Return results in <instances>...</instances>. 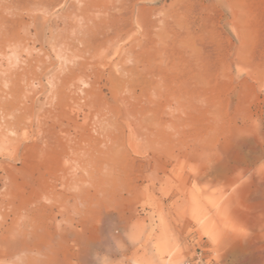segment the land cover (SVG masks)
I'll return each instance as SVG.
<instances>
[{
	"label": "rangeland",
	"instance_id": "obj_1",
	"mask_svg": "<svg viewBox=\"0 0 264 264\" xmlns=\"http://www.w3.org/2000/svg\"><path fill=\"white\" fill-rule=\"evenodd\" d=\"M73 1L39 20L88 65L0 94L22 119L0 138V264H264V0H139L134 28L128 7L83 42Z\"/></svg>",
	"mask_w": 264,
	"mask_h": 264
},
{
	"label": "bare ground",
	"instance_id": "obj_2",
	"mask_svg": "<svg viewBox=\"0 0 264 264\" xmlns=\"http://www.w3.org/2000/svg\"><path fill=\"white\" fill-rule=\"evenodd\" d=\"M67 1L64 0V2ZM138 2L139 0H74L72 5L77 8L78 12L73 15L74 22H71V20L66 22L67 28L76 26L77 30L75 33L77 36L75 35L73 40H79L82 36L81 42H83V40H87L86 36L95 33L101 27L96 22L104 18L107 19L106 17L109 15L121 18L125 15L128 7H131L130 21L134 28L139 21V15H137V12H139ZM58 3L59 0H0V74H4L2 81H0V94L16 86L24 93L25 85L35 82L37 83L36 89L42 88L44 86L43 78L38 71L40 68H49L50 66L51 71L47 75L48 83L56 86L68 85L78 75L77 69L81 70L88 65V60L85 58L82 61L77 60L79 49L76 47L75 41L60 39L59 28L51 24V17H47L46 26L40 23L39 15L46 17V14L53 10ZM31 10L34 11V14L29 13V17L25 18L23 12ZM31 26H34L35 32L31 31ZM44 26L45 28H43ZM93 26H96V28ZM21 30H23V33H21ZM40 32L44 33L43 37L45 39L43 40L42 38L40 46L36 47L35 41ZM45 32H48V34L45 35ZM116 38L118 39V35ZM30 42L33 43L31 47H29ZM46 46L55 52L56 60L51 58ZM35 63L38 64L37 67L31 69ZM116 65L125 70L121 59L116 62ZM158 85L160 86L161 83L159 82ZM145 91L147 92V97L153 99L154 105L161 103L160 100V103H157L158 100L156 101L157 96L159 97L160 94L163 95L164 93L161 88L146 86ZM159 107L152 106L148 114L149 119H156ZM21 120L13 117L7 105L4 108L0 107V138L11 124ZM116 153L115 151L113 154L116 155ZM114 155L108 153V155L100 157L99 162H105L109 159L112 163ZM79 163L85 169L90 168V165L84 159H81ZM99 165L101 169L105 168V163ZM112 167V165L106 166L105 172L108 177L112 175ZM78 177L80 178V175ZM35 208L38 207L31 205V207L25 208V205L22 206L21 203L15 204L12 218L16 219L19 216L25 218L29 215V210L31 212ZM22 213L23 215H21ZM176 256L164 253L157 264H171Z\"/></svg>",
	"mask_w": 264,
	"mask_h": 264
},
{
	"label": "built area",
	"instance_id": "obj_3",
	"mask_svg": "<svg viewBox=\"0 0 264 264\" xmlns=\"http://www.w3.org/2000/svg\"><path fill=\"white\" fill-rule=\"evenodd\" d=\"M177 264H215L206 258L202 252H196L192 257H189Z\"/></svg>",
	"mask_w": 264,
	"mask_h": 264
}]
</instances>
